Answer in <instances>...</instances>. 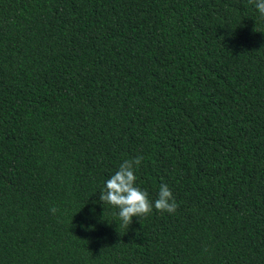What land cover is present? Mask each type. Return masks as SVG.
Masks as SVG:
<instances>
[{
    "label": "trees",
    "instance_id": "trees-1",
    "mask_svg": "<svg viewBox=\"0 0 264 264\" xmlns=\"http://www.w3.org/2000/svg\"><path fill=\"white\" fill-rule=\"evenodd\" d=\"M136 156L178 209L119 227L100 192ZM0 264H264L249 0H0Z\"/></svg>",
    "mask_w": 264,
    "mask_h": 264
},
{
    "label": "clouds",
    "instance_id": "clouds-1",
    "mask_svg": "<svg viewBox=\"0 0 264 264\" xmlns=\"http://www.w3.org/2000/svg\"><path fill=\"white\" fill-rule=\"evenodd\" d=\"M249 3L253 4L260 17L264 18V0H249ZM143 159V156H136L123 160L118 170L106 180L100 192V201L104 206L109 205L118 210L119 227L129 228L133 217H138L141 221V218L150 215L154 209L162 214H174L178 209L174 194L167 184L159 186L155 201L149 198L146 190L137 186L136 171ZM50 211L55 215L58 210L52 207Z\"/></svg>",
    "mask_w": 264,
    "mask_h": 264
}]
</instances>
